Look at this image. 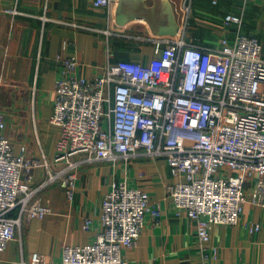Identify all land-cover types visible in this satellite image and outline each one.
<instances>
[{
	"label": "built area",
	"instance_id": "obj_1",
	"mask_svg": "<svg viewBox=\"0 0 264 264\" xmlns=\"http://www.w3.org/2000/svg\"><path fill=\"white\" fill-rule=\"evenodd\" d=\"M178 2L185 35L193 0ZM234 24L232 37L223 35L214 45L169 35L159 39L158 59H108L100 74L88 78L80 74L77 56L60 53L49 118L60 127L52 163L28 158L25 146L15 151L0 109V252L24 221L51 212L37 197L47 184L59 182L72 199L83 162L128 161L142 152L165 158L178 178L168 194L177 213L195 221L204 248L211 244L212 226L238 224L248 201L264 207V46L241 30L243 15H226L224 26ZM41 165L48 176L33 186L32 168ZM255 176L259 180L247 195ZM102 200V229L92 242L65 244L59 261L33 251L20 264H127L124 251L137 243L146 214L158 222L160 207L147 190L125 180H113ZM91 223L86 219L84 229ZM250 228L257 232L261 223ZM211 248L215 255L217 247Z\"/></svg>",
	"mask_w": 264,
	"mask_h": 264
},
{
	"label": "crops",
	"instance_id": "obj_2",
	"mask_svg": "<svg viewBox=\"0 0 264 264\" xmlns=\"http://www.w3.org/2000/svg\"><path fill=\"white\" fill-rule=\"evenodd\" d=\"M209 1L233 8L200 11V0H193L184 35L178 0H112V5L102 7L94 0H0V107L7 121L5 134L15 151L25 146L28 158L51 163L57 155L60 127L49 118L62 72L57 61L60 53L77 56L80 74L93 77L102 72L108 59L142 63L158 59L162 53L159 39L169 35L183 34L188 42L214 45L208 41L210 21L223 24L228 14L243 15L241 30L256 35L264 46V0ZM120 13L123 23L118 22ZM256 18L263 22L243 27L245 21ZM172 24L179 28L177 34L160 33ZM61 166L53 164L52 169ZM47 176L43 165L35 166L31 184L39 186ZM177 179L165 158L153 159L143 152L128 161L83 162L76 171L72 199L59 182L47 184L37 194L51 212L23 222L17 237L0 252V264H20L33 251L59 261L65 244L92 242L102 229V199L113 180L147 190L161 210L158 222L146 214L137 243L124 251L127 264H264L263 206L248 201L238 224L213 225L211 244L204 248L195 221L185 212L177 213L168 194L167 186ZM258 180L255 176L247 183V195ZM86 219L92 220L87 230L83 227ZM257 221L262 228L252 232L250 226ZM211 245L217 247L215 255Z\"/></svg>",
	"mask_w": 264,
	"mask_h": 264
},
{
	"label": "rangeland",
	"instance_id": "obj_3",
	"mask_svg": "<svg viewBox=\"0 0 264 264\" xmlns=\"http://www.w3.org/2000/svg\"><path fill=\"white\" fill-rule=\"evenodd\" d=\"M224 5H223L222 2H220L218 5H213L212 3H210L209 0H200L199 7H200V11L202 9V10H205L206 12H208V11L210 12V10L219 11V12L222 11L223 12V10L225 11V10H230L231 8H233L232 4H229L226 8H224L225 7ZM260 20L263 22V18H260V19L256 18L255 22L253 21V19H251L250 22L249 21H247V22L245 21L244 22L245 24H244L243 27L246 28V26H247L249 28H252L255 24L258 25ZM223 24H222V21H220V22L218 21L217 24H215L214 22L210 21V24L208 26L209 30H207L208 31V36H210V38H208V41L210 43H217L220 40V38L223 37L224 34H226V36H231L233 34L232 31L227 29L228 27L223 26ZM222 30H224L226 33L223 32ZM204 32H206V31H204ZM0 109L2 110L1 107H0Z\"/></svg>",
	"mask_w": 264,
	"mask_h": 264
},
{
	"label": "water",
	"instance_id": "obj_4",
	"mask_svg": "<svg viewBox=\"0 0 264 264\" xmlns=\"http://www.w3.org/2000/svg\"><path fill=\"white\" fill-rule=\"evenodd\" d=\"M117 18H118V22H120V23H123L125 21V18L123 16V14H121V13L117 16ZM178 30H179V28L177 27V25L172 24V25H168V27H166V28H161L160 33L177 34Z\"/></svg>",
	"mask_w": 264,
	"mask_h": 264
}]
</instances>
